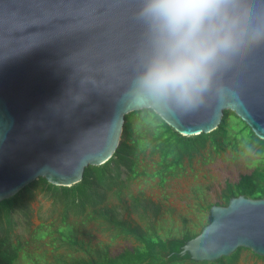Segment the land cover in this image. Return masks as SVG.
<instances>
[{
  "label": "water",
  "instance_id": "water-1",
  "mask_svg": "<svg viewBox=\"0 0 264 264\" xmlns=\"http://www.w3.org/2000/svg\"><path fill=\"white\" fill-rule=\"evenodd\" d=\"M141 0H0V201L39 177L81 180L117 148L124 115L137 106L128 89L149 49L137 19ZM264 12V0H247ZM238 93L220 103L215 87ZM229 109L264 139V43L217 72L206 106L164 118L181 135L208 133ZM173 260L195 263L245 247L264 256V196L211 205L195 237L167 240Z\"/></svg>",
  "mask_w": 264,
  "mask_h": 264
},
{
  "label": "trees",
  "instance_id": "trees-1",
  "mask_svg": "<svg viewBox=\"0 0 264 264\" xmlns=\"http://www.w3.org/2000/svg\"><path fill=\"white\" fill-rule=\"evenodd\" d=\"M227 150L264 159V139L229 109L223 111L215 129L189 136L181 135L150 110L128 112L112 156L100 165L86 166L80 181L62 186L39 177L17 195L0 201V220L14 239L12 249H0V264H17L19 258L26 264H166V241L195 237L207 219L199 231L185 228L180 236H162L155 226L162 205L144 194L140 182L147 180L142 178L157 179L156 185L162 188L170 178L193 169L194 161H208ZM39 192L49 201L46 210H34L31 205ZM239 195L253 199L264 196V163L235 182L226 181L220 193L221 205ZM91 231L100 232L108 242L91 246L89 239L85 240L93 236ZM118 239L131 240L134 245L111 255L109 246ZM78 251L84 254L76 255ZM243 251L264 259L238 247L218 258L217 264H238ZM168 264L213 263L173 260Z\"/></svg>",
  "mask_w": 264,
  "mask_h": 264
},
{
  "label": "clouds",
  "instance_id": "clouds-1",
  "mask_svg": "<svg viewBox=\"0 0 264 264\" xmlns=\"http://www.w3.org/2000/svg\"><path fill=\"white\" fill-rule=\"evenodd\" d=\"M136 16L150 43L128 102L164 118L206 106L217 72L264 43V12L247 0H141ZM215 96L220 103L239 100L223 85Z\"/></svg>",
  "mask_w": 264,
  "mask_h": 264
},
{
  "label": "rangeland",
  "instance_id": "rangeland-1",
  "mask_svg": "<svg viewBox=\"0 0 264 264\" xmlns=\"http://www.w3.org/2000/svg\"><path fill=\"white\" fill-rule=\"evenodd\" d=\"M212 158L208 161H194L193 169L187 168L184 174L170 178L162 188L156 185L157 179L142 178L147 180L140 182V188L144 194L152 201L162 205L161 214L155 222L159 234L164 237L180 236L185 228L199 231L201 225L207 219L208 210L206 206L221 205L220 193L224 183L226 181L235 182L241 174L249 173L255 166L264 163V159L260 155L235 153L230 150ZM31 205L34 210L39 207L46 210L49 201L39 192ZM132 217L137 221L134 214ZM32 221L36 224V217H33ZM19 229L21 228L19 227ZM91 232L93 234L91 238L84 236L85 240L89 239L91 246L98 241L108 242L107 237L100 232ZM133 245L134 243L131 240L118 239L110 244L109 253L115 255L124 249L131 248ZM13 247L14 239L8 234L5 222L0 220V249L10 250ZM35 251L37 252L38 248ZM83 254L84 252L78 251L76 255ZM44 259L46 260V258ZM17 264L26 263L19 258ZM238 264H264V259H258L247 251H243Z\"/></svg>",
  "mask_w": 264,
  "mask_h": 264
}]
</instances>
